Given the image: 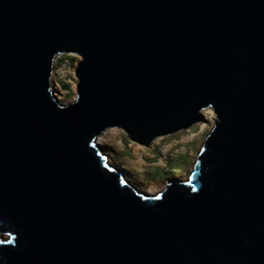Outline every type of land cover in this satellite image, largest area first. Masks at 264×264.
Here are the masks:
<instances>
[{"label": "water", "instance_id": "obj_1", "mask_svg": "<svg viewBox=\"0 0 264 264\" xmlns=\"http://www.w3.org/2000/svg\"><path fill=\"white\" fill-rule=\"evenodd\" d=\"M205 109L191 174L153 196L96 145ZM0 264H264V0H0Z\"/></svg>", "mask_w": 264, "mask_h": 264}, {"label": "rangeland", "instance_id": "obj_2", "mask_svg": "<svg viewBox=\"0 0 264 264\" xmlns=\"http://www.w3.org/2000/svg\"><path fill=\"white\" fill-rule=\"evenodd\" d=\"M78 61L79 57L74 54L59 55L56 56L53 61L50 77L51 92L56 102L61 106L72 103L76 96L74 69L76 68ZM201 123L174 135L161 137L159 143L154 145L152 142L149 148L128 141L121 130L110 129L102 134L104 145L98 147L105 155L109 166L118 170L132 188L147 196H153L164 189L166 182L178 181V179L173 178L175 173L180 174L181 171H184L189 167V170H186L185 181L191 174L192 169L190 171V159L193 158L195 162L196 154L201 147L205 136L211 130L213 122L204 120L206 128L202 133L198 134L199 138L195 140V142L198 143V147H196V143L194 142L179 144V141L184 134H197L201 129ZM172 144L176 146L166 153L165 148ZM162 152H164V157L166 158L165 166H158L157 164L160 161ZM143 153L145 156H143ZM151 156H154V158H151ZM188 157L191 158L188 160ZM153 187L157 192L152 194L144 192V189ZM1 239L5 241L7 237L3 236Z\"/></svg>", "mask_w": 264, "mask_h": 264}, {"label": "bare ground", "instance_id": "obj_3", "mask_svg": "<svg viewBox=\"0 0 264 264\" xmlns=\"http://www.w3.org/2000/svg\"><path fill=\"white\" fill-rule=\"evenodd\" d=\"M202 117H203V122L200 124L201 125V129L199 130V132L197 133V134H195V135H183L181 138H180V141H179V144H184V143H190V142H194V143H196L195 142V140L196 139H198L199 138V135L198 134H200V133H202L204 130H205V128H206V124L204 123V120H209L210 122H213V120H214V117H213V113H212V110L211 109H205L204 111H202ZM211 125V124H210ZM186 133H188V132H186ZM159 141H161V137L160 138H158V139H156V140H154L153 141V144L154 145H156L157 143H159ZM198 143H196V147H198V145H197ZM96 145L97 146H102V145H104V138H103V135L102 136H100V137H98L97 139H96ZM176 145H170L169 147H167V148H165V151H166V153H168L173 147H175ZM195 146V145H194ZM193 147V146H192ZM164 151V152H165ZM164 152H162L161 153V158H160V161H159V163L157 164L158 166H165V157H164ZM143 156H145L144 155V153H143ZM192 157V156H191ZM191 157H188V160H189V158H191ZM151 158H154V156H151ZM194 162V160H193V158H191L190 159V163H191V166H190V171H191V169H192V165L194 164L193 163ZM187 171L189 170V167L186 169ZM186 170H184V171H181V173L179 174H176L175 173V175H173V178L174 179H178V181H185L184 179L186 178ZM155 188L153 187V188H147V189H144L145 191V193H147V194H152V193H155V192H157V191H155L154 190Z\"/></svg>", "mask_w": 264, "mask_h": 264}]
</instances>
